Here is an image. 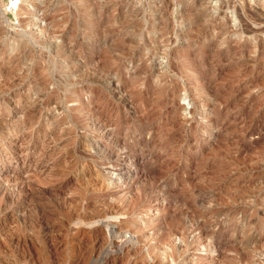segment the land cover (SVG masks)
I'll use <instances>...</instances> for the list:
<instances>
[{
  "label": "rangeland",
  "instance_id": "1",
  "mask_svg": "<svg viewBox=\"0 0 264 264\" xmlns=\"http://www.w3.org/2000/svg\"><path fill=\"white\" fill-rule=\"evenodd\" d=\"M0 0V264H264V0Z\"/></svg>",
  "mask_w": 264,
  "mask_h": 264
},
{
  "label": "built area",
  "instance_id": "2",
  "mask_svg": "<svg viewBox=\"0 0 264 264\" xmlns=\"http://www.w3.org/2000/svg\"><path fill=\"white\" fill-rule=\"evenodd\" d=\"M17 5L18 4L16 0H7L6 6L9 12H12L13 10H15L17 8Z\"/></svg>",
  "mask_w": 264,
  "mask_h": 264
}]
</instances>
